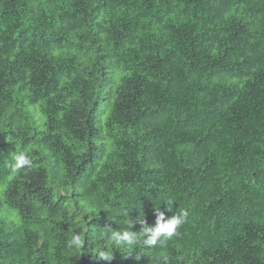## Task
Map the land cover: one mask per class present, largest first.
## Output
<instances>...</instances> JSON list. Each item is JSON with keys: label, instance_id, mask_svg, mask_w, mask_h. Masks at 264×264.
Listing matches in <instances>:
<instances>
[{"label": "trees", "instance_id": "obj_1", "mask_svg": "<svg viewBox=\"0 0 264 264\" xmlns=\"http://www.w3.org/2000/svg\"><path fill=\"white\" fill-rule=\"evenodd\" d=\"M1 185L0 264H264V0H0Z\"/></svg>", "mask_w": 264, "mask_h": 264}, {"label": "clouds", "instance_id": "obj_2", "mask_svg": "<svg viewBox=\"0 0 264 264\" xmlns=\"http://www.w3.org/2000/svg\"><path fill=\"white\" fill-rule=\"evenodd\" d=\"M9 167L14 171H20L24 168H31L32 160L28 154L23 151L14 152L9 161ZM173 199H169L166 204V210L171 211V204ZM155 223L149 225L143 219V216H138L137 220L141 227L138 232L132 231V226L134 221L132 219H127L128 227L124 231L112 230L109 235V229L106 228L104 232V238L110 239L114 245L118 247H127L129 252L136 248L138 245H148L156 247L160 245L162 241L170 240L178 234V230L186 222L188 218V211L182 210L180 212H175L171 216H166L164 211H160L159 208L155 209ZM127 217V212H125ZM69 248L79 246L82 247L81 239L78 235H73V237L68 241ZM98 254L101 258L105 260H110L112 257L111 249L107 251L98 250ZM167 260V257H164Z\"/></svg>", "mask_w": 264, "mask_h": 264}, {"label": "rangeland", "instance_id": "obj_3", "mask_svg": "<svg viewBox=\"0 0 264 264\" xmlns=\"http://www.w3.org/2000/svg\"><path fill=\"white\" fill-rule=\"evenodd\" d=\"M106 98V97H105ZM106 107V104L103 102L100 106V108L98 109V112H97V115L101 118V119H104L105 117V108ZM38 115H41V113L39 112L38 110ZM37 115V117L35 116L36 118V121L39 123L41 122L42 120L40 119V117ZM3 186L1 185L0 188H2Z\"/></svg>", "mask_w": 264, "mask_h": 264}]
</instances>
